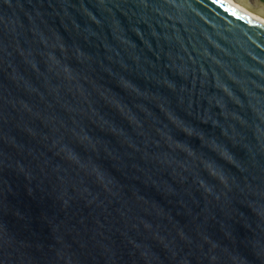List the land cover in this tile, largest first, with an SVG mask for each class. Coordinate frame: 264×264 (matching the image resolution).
Segmentation results:
<instances>
[{"label": "water", "instance_id": "95a60500", "mask_svg": "<svg viewBox=\"0 0 264 264\" xmlns=\"http://www.w3.org/2000/svg\"><path fill=\"white\" fill-rule=\"evenodd\" d=\"M0 264H264V28L0 0Z\"/></svg>", "mask_w": 264, "mask_h": 264}, {"label": "bare ground", "instance_id": "6f19581e", "mask_svg": "<svg viewBox=\"0 0 264 264\" xmlns=\"http://www.w3.org/2000/svg\"><path fill=\"white\" fill-rule=\"evenodd\" d=\"M222 5H225L229 9L236 11L237 13L243 15L247 19L251 20L252 22L256 23L260 27L264 28V21L254 15L251 11H249L246 7L243 5L233 2L232 0H216Z\"/></svg>", "mask_w": 264, "mask_h": 264}, {"label": "flooded vegetation", "instance_id": "af4514ba", "mask_svg": "<svg viewBox=\"0 0 264 264\" xmlns=\"http://www.w3.org/2000/svg\"><path fill=\"white\" fill-rule=\"evenodd\" d=\"M264 1V0H263Z\"/></svg>", "mask_w": 264, "mask_h": 264}]
</instances>
